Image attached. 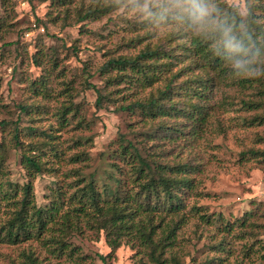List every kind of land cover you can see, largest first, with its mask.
I'll return each instance as SVG.
<instances>
[{
  "label": "rangeland",
  "instance_id": "1",
  "mask_svg": "<svg viewBox=\"0 0 264 264\" xmlns=\"http://www.w3.org/2000/svg\"><path fill=\"white\" fill-rule=\"evenodd\" d=\"M91 1L98 5L113 2L116 7L79 23L74 21L77 14L69 13L65 23V6H53L50 0H0L1 189L26 183L22 156L33 148L57 151L53 163L32 180L38 208L58 194L68 170H78L98 185L113 186L112 177L126 178L125 167L113 148L121 137L141 152L155 155L156 162H180L190 170L182 179L191 185L181 189L179 210L168 215L162 207L164 213L155 221L170 217L179 224L176 248L159 249L163 253L160 261L167 251L175 249L180 264H264V161L251 154L264 151V124L259 123L264 118V55L250 76L256 79L254 89L263 95L257 98L253 89H248L245 93L250 97H242L259 107L248 109L239 97L234 99L236 92L223 94L222 89V93L210 95L214 109L208 122L199 124L191 114L190 118L166 117L154 123L158 118L152 122L141 111L122 109L120 104L156 96L177 72L182 75L179 81L186 82L204 75L203 70L190 64L178 46L180 40L170 38L169 28L150 18V13L166 14L170 0ZM91 1L86 0L83 6ZM221 3L234 6L241 14L246 12L244 0ZM68 6L72 9L77 4ZM254 14L264 23V0ZM131 40L136 43L131 44ZM156 47L163 49L161 59L151 64L146 60L145 64L151 66L148 76L160 69L162 77L158 76L151 86L141 82L142 74L126 71L122 78L130 79L127 84L131 90L126 89L127 85L119 81L121 70L100 69L111 58L132 59ZM256 64L252 59V65ZM84 82L105 93L108 101L103 107L94 105L96 94ZM126 94L128 98L121 99ZM222 97L228 99L223 101ZM21 105H27L28 112L22 113ZM65 106L76 115L68 113L60 118ZM160 124L175 127L165 131ZM74 160L77 162L72 163ZM121 172L124 177L119 176ZM69 241L90 256L92 264H146L134 261L136 252H145L137 242L107 256L109 249L101 233H91L87 238L76 235ZM24 246L0 244V264L9 259L17 261Z\"/></svg>",
  "mask_w": 264,
  "mask_h": 264
},
{
  "label": "trees",
  "instance_id": "2",
  "mask_svg": "<svg viewBox=\"0 0 264 264\" xmlns=\"http://www.w3.org/2000/svg\"><path fill=\"white\" fill-rule=\"evenodd\" d=\"M85 1L50 0L53 6H65L63 16L65 23H68L69 13L77 14L74 21L79 23L108 14L116 7L113 2L98 5L91 0H88L91 2L87 6H83ZM205 3L215 5L217 10L215 14L225 20L226 24L231 25L234 34L238 39H242L244 47L248 48L249 54L245 59H250L251 63L245 66L246 70L233 67L235 58L229 56L223 47L216 43L219 33L197 31L187 21L178 20L174 11L169 10L166 14L158 15L150 13V18L158 19L160 25L169 28L170 38L176 42L180 40L178 46L185 56L189 57L190 64L203 70L204 75L193 77L191 81L186 82V80L179 81L182 75L177 72L167 80L156 96L143 102L125 101V104H120V108L139 110L152 122L158 118L154 121L158 124L166 117L185 119L192 117L191 114L199 124H202L213 116V112H210L214 109L211 93L221 92L222 89H225L223 94L232 90L236 92L237 96L234 95V99L239 97V102L248 109L260 106L251 101L246 102V98L242 97H250L245 93L248 89H253L257 98L263 95L261 90L254 89L256 79L250 77L253 68L263 61L264 55V23L258 22L261 19L258 20V16L254 14V11L260 8L261 0H244L245 14L238 12L234 6L221 3V0H205ZM71 4H77L76 8L74 6L70 9L68 5ZM132 43L136 41L131 40ZM159 54H163L162 48L146 49L132 59L111 58L100 69L103 72L111 69L121 70L119 81L127 85L126 89L131 90L127 84L130 79H123L127 75L126 71L142 74L141 82L151 86L158 76L160 79L162 77L160 69L157 72L153 70L152 75L148 76L150 64L161 59ZM254 58L256 65H252ZM146 60H150L149 65L145 64ZM144 67L147 70H144ZM261 74H264V67ZM108 81L110 79H107ZM186 84L188 85L184 87L183 85ZM84 86L95 92L94 105L97 108L103 107L108 101L105 93L87 82H84ZM31 87L36 91L33 83ZM128 95L121 96V99L128 98ZM173 96L180 99L174 100ZM225 99L228 98L222 97L223 101ZM225 103L221 102L220 105ZM62 109L63 113H59L60 118L68 113L76 115L75 110H71L69 106ZM19 110L26 113L28 106L21 105ZM259 123L264 124V118H260ZM160 125L165 131H171L175 127ZM14 131V138L17 139V127ZM117 142L116 145L113 143L115 145L113 148L125 167L126 178L121 172L119 176L124 179L112 177L113 186L111 183L98 185L92 177L86 179L78 170L65 171L64 177L67 179L60 186L58 194H54L50 202L41 208L35 204L32 180L41 169L45 171L48 163H53L57 151L54 148L49 152L33 148L23 152L21 164L27 177L26 183L5 189H1L0 186V244L12 246L26 244V246L21 248L17 261L9 259L3 264H51V261H54V264H92V258L83 255L81 249L69 241L70 237L77 235L87 238L91 233L103 234L105 245L109 249L107 256L115 254L123 245L133 247L137 242L139 243L137 246L143 248L145 252L134 254L136 263L141 260L146 264H158L161 261L166 264H180L179 254L175 249L167 251V256L160 261L162 250L176 248L174 246L179 235V224L170 220V217H166L162 222L155 221L160 213H164L163 209L168 215L179 210V201L184 191L181 189L191 185L182 180L190 173L188 166L180 162L166 163L167 160L156 162L153 159L155 155L141 152L133 143L125 142L121 137ZM53 150L55 152H52ZM156 151L160 157H163L160 150L156 149ZM251 154L253 158L264 161V151H253ZM45 158L48 162H42ZM75 162L77 160L72 163ZM38 249L39 254L36 253ZM98 257L104 260L102 256Z\"/></svg>",
  "mask_w": 264,
  "mask_h": 264
},
{
  "label": "clouds",
  "instance_id": "3",
  "mask_svg": "<svg viewBox=\"0 0 264 264\" xmlns=\"http://www.w3.org/2000/svg\"><path fill=\"white\" fill-rule=\"evenodd\" d=\"M167 10L174 11L178 20L187 21L197 31L219 33L216 43L235 58L233 67L246 70L245 66L251 63L250 59H245L249 54L248 48L234 34L231 25L215 14V5L206 4L205 0H170Z\"/></svg>",
  "mask_w": 264,
  "mask_h": 264
}]
</instances>
